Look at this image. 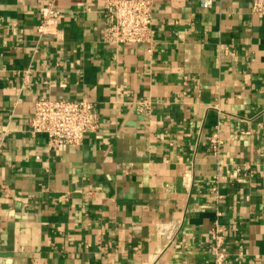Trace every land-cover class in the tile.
I'll list each match as a JSON object with an SVG mask.
<instances>
[{"label": "crops", "instance_id": "1", "mask_svg": "<svg viewBox=\"0 0 264 264\" xmlns=\"http://www.w3.org/2000/svg\"><path fill=\"white\" fill-rule=\"evenodd\" d=\"M105 1L0 0V264H212L216 219L226 264H264V16L152 0L150 42L113 45ZM39 98L96 103L97 132L50 148Z\"/></svg>", "mask_w": 264, "mask_h": 264}, {"label": "built area", "instance_id": "2", "mask_svg": "<svg viewBox=\"0 0 264 264\" xmlns=\"http://www.w3.org/2000/svg\"><path fill=\"white\" fill-rule=\"evenodd\" d=\"M202 9H209L212 0H199ZM152 0H106L101 10L103 16L102 40L107 44H144L150 42L152 21ZM251 14L264 16V0H251ZM57 12L51 4L42 9V20L37 27L39 34L52 33L55 29L54 18ZM137 114L148 116L153 104L147 99L134 102ZM97 104L89 100H52L39 98L34 101L33 115L29 126L36 133L47 136V145L57 148L61 145L78 146L86 135L97 132L99 128ZM213 150L221 144L218 134L212 138ZM179 223L168 224L158 235L168 242L177 235ZM209 254L212 264H226L228 251L226 233L216 219L210 231Z\"/></svg>", "mask_w": 264, "mask_h": 264}]
</instances>
